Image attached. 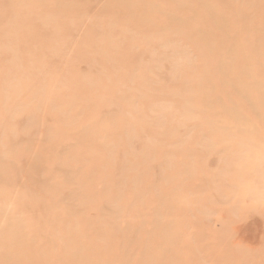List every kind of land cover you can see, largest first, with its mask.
Returning <instances> with one entry per match:
<instances>
[{"label":"rangeland","instance_id":"1","mask_svg":"<svg viewBox=\"0 0 264 264\" xmlns=\"http://www.w3.org/2000/svg\"><path fill=\"white\" fill-rule=\"evenodd\" d=\"M234 1L0 0V264H264V58L216 88L264 0Z\"/></svg>","mask_w":264,"mask_h":264},{"label":"bare ground","instance_id":"2","mask_svg":"<svg viewBox=\"0 0 264 264\" xmlns=\"http://www.w3.org/2000/svg\"><path fill=\"white\" fill-rule=\"evenodd\" d=\"M180 6L183 9L182 5H180ZM184 7L186 8V6H184ZM224 9H226L227 11L232 10L233 14L241 15V17L248 16V13L253 12L249 8H241L238 5L237 0L230 3L229 6L227 8H223V10ZM253 9L258 13V15H255L253 20L247 21L245 23H241L240 25L234 27V30H236V29L245 30L244 32L246 34H248V35L251 34V38H249L246 41V44L243 48H241L239 50H233L230 53L231 54L230 60L218 63V68L220 70L219 80L222 81L221 85L216 87L218 89H224L225 90L226 87H231V86L234 87L235 89H237L238 84L240 82H242V80H244V78H246V76L248 75L247 72L245 71V67L248 64H250L252 66V61L254 60L256 55H259L261 58H264V33H259L256 31V24L264 20V4L261 6L260 5H254ZM221 13H220V15H221ZM243 24H245V25H243ZM217 25H220L222 27L226 26V24L223 25L221 20L217 21ZM225 33L229 34V30L225 29ZM207 47H210V45H208ZM246 47H247V51L250 50L249 53L246 52ZM249 47H250V49H249ZM241 60H243L242 62H245V66H243L242 68H240V64H242ZM216 88L212 87L211 91L212 92H213V90L217 91ZM256 101L257 102L264 101V91H263L262 87H261V89L256 90ZM241 115L242 114H240L239 112L235 113V117L240 116L241 119L248 120ZM253 116L255 117L256 115L253 113ZM171 235L172 234H167V235L165 234V235H162L161 237L167 243H169L170 238L171 239L173 238V236L171 237ZM16 242L17 241L11 242V244H9V245L14 246L16 244ZM13 250H15V249H13ZM17 251L18 250L12 251V252H17ZM75 252L77 253L78 251H75Z\"/></svg>","mask_w":264,"mask_h":264}]
</instances>
